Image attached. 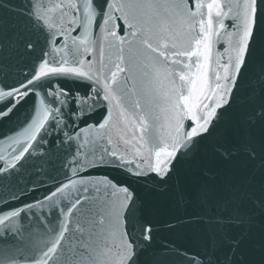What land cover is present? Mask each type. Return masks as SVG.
I'll list each match as a JSON object with an SVG mask.
<instances>
[{"label":"snow or ice","instance_id":"obj_1","mask_svg":"<svg viewBox=\"0 0 264 264\" xmlns=\"http://www.w3.org/2000/svg\"><path fill=\"white\" fill-rule=\"evenodd\" d=\"M0 148V264H264V0H0Z\"/></svg>","mask_w":264,"mask_h":264},{"label":"water","instance_id":"obj_2","mask_svg":"<svg viewBox=\"0 0 264 264\" xmlns=\"http://www.w3.org/2000/svg\"><path fill=\"white\" fill-rule=\"evenodd\" d=\"M125 49L128 48L127 45H124ZM109 60H108V67H111V65L113 63H123L124 60H121L120 56L117 54V49L116 48H112V49H109ZM125 57L128 56V53L125 52L124 53ZM138 63L143 65L145 63V58L143 55L139 56L138 57ZM104 75H107V72H102V78ZM0 150H2V148H0ZM166 235V234H165Z\"/></svg>","mask_w":264,"mask_h":264}]
</instances>
